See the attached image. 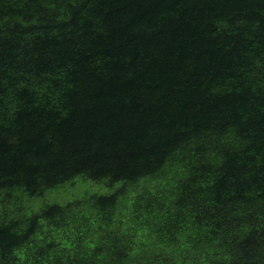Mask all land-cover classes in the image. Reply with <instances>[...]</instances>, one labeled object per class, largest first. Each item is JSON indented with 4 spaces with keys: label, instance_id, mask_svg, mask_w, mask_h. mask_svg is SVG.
I'll return each mask as SVG.
<instances>
[{
    "label": "trees",
    "instance_id": "16d2710c",
    "mask_svg": "<svg viewBox=\"0 0 264 264\" xmlns=\"http://www.w3.org/2000/svg\"><path fill=\"white\" fill-rule=\"evenodd\" d=\"M0 264H264V0H0Z\"/></svg>",
    "mask_w": 264,
    "mask_h": 264
}]
</instances>
